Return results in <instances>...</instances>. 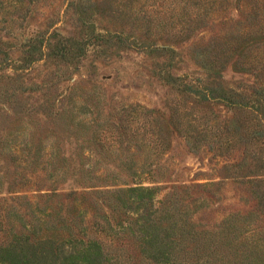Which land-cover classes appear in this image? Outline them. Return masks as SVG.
I'll return each mask as SVG.
<instances>
[{
    "label": "rangeland",
    "instance_id": "1",
    "mask_svg": "<svg viewBox=\"0 0 264 264\" xmlns=\"http://www.w3.org/2000/svg\"><path fill=\"white\" fill-rule=\"evenodd\" d=\"M252 30L264 35V0H0V249L16 235L58 247L72 232L102 244V264H264L255 112L197 102L159 77L166 56L141 47L173 48L181 81L205 76L196 48L221 39L222 85L248 97L259 81L233 66L243 52L229 44ZM86 36L84 55L68 63L53 46ZM133 187L155 189L162 205L138 209ZM146 223L177 239L178 260L150 257Z\"/></svg>",
    "mask_w": 264,
    "mask_h": 264
},
{
    "label": "trees",
    "instance_id": "2",
    "mask_svg": "<svg viewBox=\"0 0 264 264\" xmlns=\"http://www.w3.org/2000/svg\"><path fill=\"white\" fill-rule=\"evenodd\" d=\"M189 11V13H192V10ZM250 34L258 35L249 36ZM247 37L250 38V41L247 40ZM261 37H264L263 32H259L256 30H252L249 34L244 33V31L238 32L237 39L245 38V42L238 44L231 42L229 44L235 46L231 47L232 50H235L237 52V50L239 49L243 52V54L241 55L238 53L239 59H236L232 63L233 66L237 67L240 71L253 74L254 77L257 78V80L259 81L256 86L245 89V91L249 93L248 97L245 96L244 93L240 92L238 88L225 89L222 85L221 80L223 67L225 63H227L229 58L222 57L220 51L225 55L229 50L226 46L227 42L221 41V39L215 40L216 42L213 41L211 43H205L204 45L198 46L196 48V55L198 57H201V60L197 61L196 64L199 65V70H202L205 73V76L203 78H191L189 80H184V78L188 79V76H185L181 81V78L175 77L170 73V70L176 67V51L173 48L155 44L145 45L144 43L141 47L144 49L143 51H147L149 54L153 53L156 55V57L165 58L166 56L167 58H161L163 59V61L160 62V64H157V66L161 67L167 66L165 70H161L162 72H158L159 77L166 83L170 84L172 87H175L180 90L181 92L194 96L197 102L204 103L216 100L225 103L226 105L232 108H244L255 112L257 116V118L255 117V119H257L256 123L258 125V128L252 129L248 133V136L250 140H252V142L259 144L261 147V145L264 144V50L262 46L264 41H262L261 43L256 42V40L260 39ZM101 38H105V41L113 42L114 44H116V46L122 41H127L126 37H124V35L119 32H105L104 36H101ZM62 39V42L53 46H62V58L65 62L68 63L69 61H72L75 56L79 55V53L80 55H84V42L89 39L88 36L82 38V40H79V42L75 38ZM37 43L38 41L36 38L31 39V43L25 45V47L27 46L26 48L28 50L31 48L34 49L35 45L36 49ZM21 63H23L24 65H28L30 61H28V58H26L22 60ZM130 110H133V108H131ZM146 112L151 113L153 111L148 110ZM197 122L198 118L195 117V119L188 121L187 126L184 128L185 138L187 139L188 143H190V139L192 138L190 136L193 131L191 127L193 125H196ZM162 142L163 140H159L158 144L163 145L164 142ZM154 147L155 144H153L152 148ZM257 172L261 173L262 171L257 170ZM258 176H260V174L254 176L255 178H249V180L256 179V177ZM260 177V181L264 185V174H262V176ZM249 182L250 181H248L247 183ZM125 190L130 194V197L133 199L134 203L138 204V209L140 206H143L144 208L148 206L151 208V206H153L155 202L158 205H162V199L155 200L157 193L155 189H150L147 187H133L127 188ZM138 212L139 210H133L131 213L133 215L138 216ZM139 217L144 221H148L147 216L144 217L139 214ZM108 222L105 220V223L108 224ZM108 227H110V225ZM102 229L103 227H101V231ZM156 229L157 228H155L154 225L150 226L147 223L142 225V228L140 229L141 233L144 234V243L146 245H149L152 251L149 252L150 257L152 256L153 258L161 259V262L165 263L170 262L172 259H174L175 261L178 260V248L180 244H177V239H175V237H172L173 240H171L169 243H166V238H162V235L155 231ZM22 236L23 240L19 239L16 235L15 242L7 244L0 249V252H2L0 260L1 264L103 263L104 252L102 249V244L96 239H87L83 241L79 239L76 234L68 232L67 240L61 241L58 244L60 245L58 247L55 246L56 243L54 238H44L42 239L41 243L38 242V245L32 247L29 244L30 240L25 237V235ZM182 237H184V235H182L181 238ZM51 253H53L52 257H50ZM3 254H5V256ZM249 258L250 255L246 257V259L250 260ZM250 261L254 263V259L252 257ZM251 262H249V264H252Z\"/></svg>",
    "mask_w": 264,
    "mask_h": 264
}]
</instances>
